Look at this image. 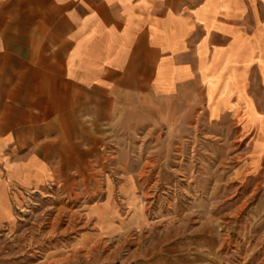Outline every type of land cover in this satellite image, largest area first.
Listing matches in <instances>:
<instances>
[{
    "label": "crops",
    "instance_id": "obj_1",
    "mask_svg": "<svg viewBox=\"0 0 264 264\" xmlns=\"http://www.w3.org/2000/svg\"><path fill=\"white\" fill-rule=\"evenodd\" d=\"M256 21L245 34L243 0H0V226L13 187L61 186L148 102L198 90L210 120L256 109L244 57L264 53Z\"/></svg>",
    "mask_w": 264,
    "mask_h": 264
},
{
    "label": "rangeland",
    "instance_id": "obj_2",
    "mask_svg": "<svg viewBox=\"0 0 264 264\" xmlns=\"http://www.w3.org/2000/svg\"><path fill=\"white\" fill-rule=\"evenodd\" d=\"M243 7L245 34L259 19L262 49L264 0ZM244 57L258 101L246 100L237 121L213 109L210 120L198 90L190 101H151L61 186L13 187L0 264H264V53Z\"/></svg>",
    "mask_w": 264,
    "mask_h": 264
}]
</instances>
